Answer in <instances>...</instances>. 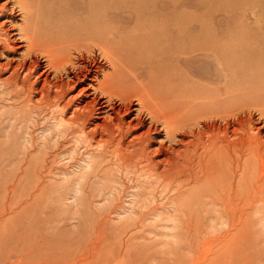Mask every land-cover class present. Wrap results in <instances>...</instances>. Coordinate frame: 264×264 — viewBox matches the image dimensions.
<instances>
[{
    "label": "bare ground",
    "instance_id": "obj_1",
    "mask_svg": "<svg viewBox=\"0 0 264 264\" xmlns=\"http://www.w3.org/2000/svg\"><path fill=\"white\" fill-rule=\"evenodd\" d=\"M149 1L0 2V91L19 112L52 120L43 142L55 153L82 150L70 160L88 172L154 184L188 214L223 206L240 227L245 210L262 208L264 100L225 81L263 72L264 51L229 37L219 43L207 20L183 25L177 2L146 20ZM121 9L137 10L138 22ZM208 54L223 72L216 87L181 67Z\"/></svg>",
    "mask_w": 264,
    "mask_h": 264
},
{
    "label": "rangeland",
    "instance_id": "obj_2",
    "mask_svg": "<svg viewBox=\"0 0 264 264\" xmlns=\"http://www.w3.org/2000/svg\"><path fill=\"white\" fill-rule=\"evenodd\" d=\"M151 1L146 20L168 14L177 2L183 25L207 20L219 43L245 40L264 51V0H164V10ZM121 10L138 22L137 10ZM214 57L190 58L181 67L196 69L204 77H192L216 87L223 72ZM260 71L248 72L245 82H225L241 81L247 99L264 100ZM41 118L19 112L0 91V264H264V190L255 200L260 212L245 210L240 227L230 226L223 206L188 214L154 184L133 185L114 169L104 168V176L103 167L100 174L88 172L83 161L70 160L82 150L53 152L52 141L43 142L52 120Z\"/></svg>",
    "mask_w": 264,
    "mask_h": 264
}]
</instances>
